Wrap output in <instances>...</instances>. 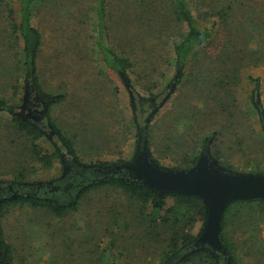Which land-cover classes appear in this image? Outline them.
Returning a JSON list of instances; mask_svg holds the SVG:
<instances>
[{
  "label": "rangeland",
  "instance_id": "obj_1",
  "mask_svg": "<svg viewBox=\"0 0 264 264\" xmlns=\"http://www.w3.org/2000/svg\"><path fill=\"white\" fill-rule=\"evenodd\" d=\"M100 1L45 0L33 7L32 24L42 36L37 59L38 79L45 90L64 93L61 103L51 105L49 117L72 141L75 153L69 152L51 131L47 115H43L38 126L30 118L31 109L41 113L45 102L39 99L43 107L36 106L39 102L34 100L37 97H34L32 84L24 82L25 70L16 66V61L22 57V41H15L13 37L9 5L17 11L18 1L8 2L7 6L0 4V98L9 100L12 112L33 123L41 133L32 143L30 136L18 130L11 113H0V187L11 184L19 188L18 183L34 187L49 183L50 187H55L64 180L62 154L68 162L76 160L82 167L130 162L136 154L139 135L143 133L150 158L164 168L184 167L181 162L187 155L195 151L202 153L206 147L215 169L241 174L264 173L261 119L264 117V0H239L232 13L227 11L226 27L219 25L221 17L214 15V9L221 5L226 7L229 0H187L201 27L214 24L216 43L204 51L214 56L220 50L219 43L230 44L235 47L231 49L232 60L240 67V80L228 90L226 99L234 106L231 128L220 133L215 146L205 145L204 148L198 143L197 132L184 130L175 115L184 107L200 105L204 96L187 84L185 76L181 82H174L176 70L170 66L163 84L150 89L149 76H143L151 69L152 65L147 64L149 60L143 64L146 69L142 67L136 73L121 76L104 66L98 48L100 34L105 44L127 55L142 48H162L163 39L168 45L170 39L166 35L153 33L151 29L162 19L161 16L154 19L155 9L161 10L170 2L103 0L106 18L99 29ZM179 25L180 32L186 30L183 23ZM244 29L249 33L246 43L240 41ZM242 47L247 48V54L239 51ZM157 52L162 53V50ZM139 55L135 52L132 57L139 61L146 58V54H141L142 59ZM212 63L204 65L203 70L212 68ZM252 78L259 79L257 90ZM28 99L31 107L26 105ZM207 106L206 116L199 119L200 124L207 125L204 135L220 131L217 122L224 121L226 116L215 114L216 106L211 101L204 108ZM165 125L172 140L164 135ZM237 137L243 142L237 144ZM56 147L59 158L54 159L52 165L47 166L35 155L37 148L42 156L53 153ZM216 148L225 153L223 158L215 157ZM219 160H222L220 164ZM225 163L231 164V169ZM20 174L23 175L21 181L17 179ZM65 196L66 193L59 190L51 197L68 203ZM125 198L116 188H94L78 200L77 210H69L62 217L53 216L43 207L8 206L2 225L5 239L12 247L13 264H103L98 258L106 246L113 253L115 264L157 263L152 253L160 248H154L151 237L145 235L146 224L133 221L127 204H121ZM166 202L170 204L172 199ZM252 206L234 203L228 210L222 238L233 249L231 259L235 264H264V212ZM146 210L153 211L149 204ZM111 224H114L110 228L115 235L108 232ZM201 227L196 224L193 233L197 235ZM183 251L172 255L164 264H179ZM219 264L223 263L219 261Z\"/></svg>",
  "mask_w": 264,
  "mask_h": 264
},
{
  "label": "trees",
  "instance_id": "obj_2",
  "mask_svg": "<svg viewBox=\"0 0 264 264\" xmlns=\"http://www.w3.org/2000/svg\"><path fill=\"white\" fill-rule=\"evenodd\" d=\"M13 0H0V4H5L7 6L8 2ZM19 7L17 11H13L10 7V15L12 16V27H13V37L15 41L21 40L22 45L20 47V52L22 57L16 61V66L21 67L25 70L24 82L29 81L32 84V89L34 97L44 101L46 103V114L47 121L52 127L53 131L60 138L63 145L71 153H75L73 149L72 141L65 135L59 126H57L49 117V112L51 105L59 104L64 100V93H52L51 91L45 90L42 84L39 82L37 74V59L39 56V51L42 44V36L38 28L32 24V15L34 5L43 2L45 0H17ZM170 2L169 6L164 5L163 8L155 9V18L162 19L154 26L152 30L153 33H157L161 36L166 35L170 39L168 45L166 39H163L162 48L156 47L152 49L142 48L140 51H132L130 54H124V52L114 49V47L105 44L103 36H99V52L101 55L102 62L104 66L109 68L111 71L128 76V73H136L138 70H141L143 64L147 62L151 66V69L148 73H144L143 76H149L148 87L150 89L156 87L157 85L163 84V79L165 78V72L168 67L172 66L176 70V76L174 82H181L182 76H185L186 82L188 85H191L196 92H200L201 104L192 105L191 107H184L183 109L176 112L178 117L179 124L181 127L184 126V130L195 131L197 132L198 143L204 146L208 145L209 147L215 146L217 139L219 140L220 133L225 130H230L232 123V110L234 107L233 103L229 104L227 102L228 90L231 89L236 83L240 80V67L236 65V62L232 60V51L231 49L235 48L234 46L228 44L223 45L219 43L220 50L219 52L212 56L208 55L205 52V49H208L209 46L216 43V36L214 32V24L210 27H204L199 24L194 16L191 13V10L187 4V0H166ZM230 2L226 7L221 5V8L214 9V15L221 17L219 20V25H225V18L229 13L233 12L235 5L239 0H229ZM104 2L100 1V4L97 8L98 10V27L102 29L103 21L106 16L104 14ZM238 5V4H237ZM228 11V12H227ZM15 14V15H14ZM105 22V21H104ZM183 23L186 26V30L180 32L179 24ZM226 27V25H225ZM224 28V27H223ZM234 29V27H233ZM240 29L238 30V32ZM240 41L243 43L247 42L246 36H249V33L246 30H241ZM126 35H129L127 32ZM162 39V37H158ZM162 50V53L157 51ZM247 48H239V51L242 54H247ZM253 53L254 49H251ZM136 54H146V58H143L141 55V61L138 58L132 57L134 53ZM203 54V55H202ZM256 54V53H255ZM139 55V56H140ZM206 57H205V56ZM213 62V63H212ZM212 63V68H207L203 70L204 65ZM204 66V67H203ZM144 68V67H143ZM146 69V68H144ZM140 76V74H138ZM255 82L254 90L259 88V79L252 78ZM18 84V83H17ZM15 85L16 88L18 85ZM184 84V82H183ZM177 85V84H176ZM165 89V88H164ZM151 91V90H150ZM205 91V92H203ZM227 91V92H226ZM153 95V93H150ZM209 101H211L216 107L214 108L215 114L226 115L224 121H218L220 125V131L213 130L211 134H205L204 131L207 130V125L200 124V118L206 116V110L208 106L204 108ZM194 107V108H193ZM12 105L9 100L0 98V113L9 112L12 114V120L16 123L18 130H22L26 133L27 136H30L32 143L41 136L39 130L35 125L21 116L15 115L12 110ZM157 108V107H156ZM258 108V107H257ZM134 109V108H133ZM135 110V109H134ZM156 110V109H155ZM154 110L156 114L157 111ZM209 114V113H208ZM182 115V118L179 117ZM154 116V115H153ZM166 132V133H165ZM236 133V132H235ZM264 133V127H263ZM149 134V131H148ZM219 134V135H218ZM150 135V134H149ZM164 135L168 137L167 139L172 140L169 137V131H167L166 125L164 127ZM240 137V136H239ZM237 137V144L242 143L243 139ZM264 139V135H263ZM203 150V149H202ZM36 157L44 162L47 166L52 165L54 159L59 158V151L56 147L53 153L39 155V149L35 150ZM201 151H195L192 155H187L183 162H181L184 167L175 166L173 170H189L193 168L199 157ZM214 155L216 158L221 159L225 156V153L216 148L214 150ZM217 160V159H216ZM222 160L218 161L220 164ZM102 165H107V163H99ZM226 167L231 169L232 165L225 163ZM232 173H236L233 172ZM261 172H252V174H258ZM23 175L20 174L21 177ZM108 186L112 188L119 189L123 195H125V200L120 201L123 205L127 204L128 211L131 212V217L133 221H137V224L145 226V235L151 237V240L154 242V248L160 250L153 251V258H156L155 264H164L172 255L187 247L190 243L196 238V234L193 233V228L196 224L202 226L205 220V206L202 201L197 196L191 195H182V194H169L160 199H157L155 193L146 186L136 183H124L118 179H111L102 182H95L88 184L82 191H80L74 200H67L64 202H59L52 197H37L30 194L22 193L19 196L13 198H5L0 201V264H13V254L12 247L6 241L3 225H2V216L4 212L7 211V207L13 204H25L31 207H43L48 213H51L55 217H62L69 210L78 209V200L82 197L87 191ZM171 198L172 203L167 204V199ZM234 203L244 204L253 207L254 204L259 208L261 212H264V200L249 201V200H237L230 204L226 209L223 215L222 220V230L221 237H223V230L227 222L228 210ZM151 206L153 211H147V205ZM110 208V206H109ZM108 208V209H109ZM112 210V208H110ZM109 210V211H110ZM162 210V213L159 211ZM118 214H121V211H118ZM115 220L113 223L115 224ZM113 224V225H114ZM113 225H109L108 232L112 235H115L113 230ZM112 229V230H111ZM121 232L119 229H116ZM120 235L123 233H119ZM222 242L226 247L228 254L232 256V248L228 245V242L222 238ZM184 252V251H183ZM179 264L184 263H202V264H219L216 260V257L207 249H201L189 253H184L181 257ZM108 260L105 262L104 260ZM98 260L102 261L103 264H115V259L113 253L110 251V248L106 246L102 249ZM149 262V263H148ZM145 264H154L153 261H148ZM155 262V259H154ZM117 264V263H116ZM230 264H235L234 259H231Z\"/></svg>",
  "mask_w": 264,
  "mask_h": 264
},
{
  "label": "water",
  "instance_id": "obj_3",
  "mask_svg": "<svg viewBox=\"0 0 264 264\" xmlns=\"http://www.w3.org/2000/svg\"><path fill=\"white\" fill-rule=\"evenodd\" d=\"M45 106L46 103L44 115L47 112ZM261 119L264 127V117ZM148 121L149 118L146 119ZM82 172L85 187L95 182L118 179L148 187L157 199L169 194L199 197L205 206V220L190 245V252L207 249L225 264L231 261L221 237L225 209L237 200H264V173L241 174L215 169L211 166L206 147L193 168L187 171L164 168L150 158L144 133L139 135L137 151L130 162L84 165Z\"/></svg>",
  "mask_w": 264,
  "mask_h": 264
},
{
  "label": "flooded vegetation",
  "instance_id": "obj_4",
  "mask_svg": "<svg viewBox=\"0 0 264 264\" xmlns=\"http://www.w3.org/2000/svg\"><path fill=\"white\" fill-rule=\"evenodd\" d=\"M34 100L40 103V104L39 103L36 104V106L41 105V107H43L44 101L41 102L38 98ZM26 105H29L31 107L32 104L31 101H29V99L26 101ZM31 112L33 113L31 114ZM29 114H30V118L35 121L34 123L36 126L39 125L40 123L39 120L44 115L43 111L39 113V111H35L34 109H31ZM47 125L50 127L49 122L47 123ZM61 157L63 161V169H65L64 175L62 177V179L64 180L61 183L56 184L55 187L53 188L50 187L49 183H42V185H40L39 183L36 187H34L35 185L18 183L19 188H13L11 184H8L7 186L0 187V201L5 198H8L7 195L10 193H11V195L9 196L10 198L19 196L22 193L30 194L37 197H49V196L51 197L54 192L59 190L66 193L65 200H71V199L74 200L77 194L85 187L83 186L85 185L84 184L85 178L82 172V165H79L76 162V160H74L73 162H68L64 154H62ZM64 183L67 185L64 188H62L61 185H64ZM190 245L191 243L187 247H184L183 250L185 251V253L190 252ZM216 260L218 261V263L219 261H221L223 264H225V262L222 259L216 258Z\"/></svg>",
  "mask_w": 264,
  "mask_h": 264
}]
</instances>
